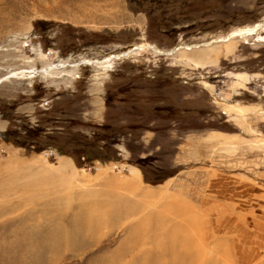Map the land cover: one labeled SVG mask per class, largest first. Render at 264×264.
Segmentation results:
<instances>
[{
    "label": "rangeland",
    "instance_id": "rangeland-1",
    "mask_svg": "<svg viewBox=\"0 0 264 264\" xmlns=\"http://www.w3.org/2000/svg\"><path fill=\"white\" fill-rule=\"evenodd\" d=\"M263 23L264 0H0V264H264Z\"/></svg>",
    "mask_w": 264,
    "mask_h": 264
},
{
    "label": "bare ground",
    "instance_id": "bare-ground-1",
    "mask_svg": "<svg viewBox=\"0 0 264 264\" xmlns=\"http://www.w3.org/2000/svg\"><path fill=\"white\" fill-rule=\"evenodd\" d=\"M264 24V23H263ZM261 25L262 24H259V25H256L254 28H252V29H245V30H240V31H236V32H232L231 33V35H230V39H232V38H235V37H240V36H242V35H253V33H256L257 32V30H260L262 27H261ZM148 46H146L145 48H147ZM140 48H142L143 49V47H139V49ZM184 48V47H183ZM187 48V47H186ZM152 49V48H151ZM153 50H155V49H153ZM156 52V51H155ZM127 54H128V52H127ZM126 54V55H127ZM123 56H125V55H120V57H123ZM110 59L109 58H107L105 61H102V62H100V63H98L99 65H108L109 63H110ZM97 63V62H96ZM95 63V64H96ZM57 70V68L55 69V68H49L48 70H45V71H38V73H42L43 72V74H45V75H51L53 72L55 73V71ZM10 78H11V76H10ZM2 81L1 82H3V81H5L6 80V78H3V79H1Z\"/></svg>",
    "mask_w": 264,
    "mask_h": 264
},
{
    "label": "water",
    "instance_id": "water-1",
    "mask_svg": "<svg viewBox=\"0 0 264 264\" xmlns=\"http://www.w3.org/2000/svg\"><path fill=\"white\" fill-rule=\"evenodd\" d=\"M180 48H183V47H179L177 49H180ZM184 49H190V48H184ZM176 50V49H175ZM127 53H124L123 55H126Z\"/></svg>",
    "mask_w": 264,
    "mask_h": 264
}]
</instances>
